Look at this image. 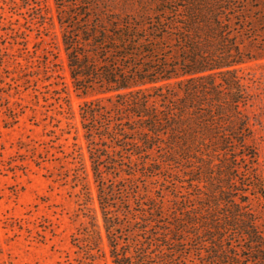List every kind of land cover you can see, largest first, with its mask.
<instances>
[{
  "label": "trees",
  "instance_id": "trees-1",
  "mask_svg": "<svg viewBox=\"0 0 264 264\" xmlns=\"http://www.w3.org/2000/svg\"><path fill=\"white\" fill-rule=\"evenodd\" d=\"M22 2L46 26L44 5ZM56 3L102 217L76 238L86 259L105 236L112 264H264L249 189L233 194V169L256 155L239 71L256 58L245 39L264 57V0ZM186 171L195 199L170 176Z\"/></svg>",
  "mask_w": 264,
  "mask_h": 264
},
{
  "label": "rangeland",
  "instance_id": "rangeland-1",
  "mask_svg": "<svg viewBox=\"0 0 264 264\" xmlns=\"http://www.w3.org/2000/svg\"><path fill=\"white\" fill-rule=\"evenodd\" d=\"M39 1L51 18L46 26L33 20L22 0H0V264H112L105 236L88 260L77 245L92 216L102 223L81 122L86 96L71 79L56 0ZM245 40L256 56L239 71L254 92L244 112L256 155L233 169V194L249 189L248 205L264 231V57ZM172 174L180 180L178 194L195 199L200 190L191 181L194 173ZM166 183L161 177L151 184Z\"/></svg>",
  "mask_w": 264,
  "mask_h": 264
}]
</instances>
